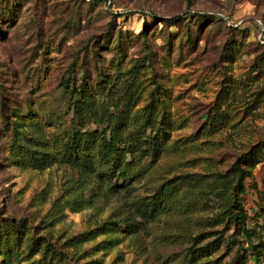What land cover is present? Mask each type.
<instances>
[{"label": "rangeland", "instance_id": "obj_1", "mask_svg": "<svg viewBox=\"0 0 264 264\" xmlns=\"http://www.w3.org/2000/svg\"><path fill=\"white\" fill-rule=\"evenodd\" d=\"M111 2L0 0V264H264V0Z\"/></svg>", "mask_w": 264, "mask_h": 264}, {"label": "trees", "instance_id": "obj_2", "mask_svg": "<svg viewBox=\"0 0 264 264\" xmlns=\"http://www.w3.org/2000/svg\"><path fill=\"white\" fill-rule=\"evenodd\" d=\"M81 3L83 4H99L101 5L103 8L109 10L110 14H112L115 18H120V17H124L126 14L124 13H119L117 12V7L114 6V4L111 2V0H109V5L106 6L104 4V1L105 0H94V1H91V2H84L83 0H79ZM129 14H134V12H131ZM145 14L144 16L145 17H149L151 19H154L157 21V18L158 16L154 15V14H147V13H143ZM178 19L179 18H183L182 17H177ZM184 19H187V17H185ZM132 71L135 73L138 71V67L137 66H132ZM64 87L67 88L68 85L67 83H64ZM84 92V89L82 88V86H75L74 84H72L70 86V90H69V94L70 95H79L81 96L82 98L85 96L83 94ZM75 99V98H74ZM85 101V99L83 100ZM75 105V104H73ZM158 131V130H156ZM132 140H134V142L130 145H126V146H123V147H118L116 145L117 142H119V138L117 137V135L114 133L113 134V131H112V134H110V136L108 138H106L105 136L102 137V139L98 142V148H99V155H100V160L101 162H104V163H111V170L116 169V172L119 173L120 175L121 174H124L123 171H124V167H121V161H120V152L121 150L122 151H126V152H129V153H132V155L138 151L139 153H142V154H147V153H150V156L152 159H154L157 155H158V152H159V149H160V144L158 142V137H157V132H155L154 134L152 135H143L142 138H138L137 136L133 135L132 136ZM86 141L85 139H80V138H77L75 139L74 143L75 144H78L77 147L80 148V150L82 151H86L87 150V147H86ZM81 142V144H80ZM81 145V146H80ZM80 157L79 156H74V161L78 160ZM88 156L87 154H84L82 153V165L83 167L87 168L88 167V162L89 161L88 159ZM81 159V158H80ZM248 161V155L247 154H243L241 156H239L236 161L232 164L231 166V169L233 171V173H235L237 176H238V181H237V185L238 187H242L240 185V179H241V176H242V172H243V169L241 167V164L243 162H247ZM241 163V164H240ZM237 212H236V216L238 215H241V213H239L241 211V208L240 206H237ZM240 218H242L240 216ZM17 226L13 225V224H4V223H0V235H4L7 234V233H13L15 231H17ZM240 232L241 234L244 236L245 238V241L249 244V245H252L253 244V241H252V237H251V234L248 230H246L244 227H241L240 229ZM206 247L207 245H205L204 247H197V248H192L191 249V253H196V255H200V253L203 251V250H206ZM252 253H253V257H254V261L255 262H259V257H258V253L256 252V250L254 249V246L252 248Z\"/></svg>", "mask_w": 264, "mask_h": 264}, {"label": "built area", "instance_id": "obj_3", "mask_svg": "<svg viewBox=\"0 0 264 264\" xmlns=\"http://www.w3.org/2000/svg\"><path fill=\"white\" fill-rule=\"evenodd\" d=\"M84 2H91V1H94V0H83ZM109 0H105L104 1V4L106 5V6H108L109 5Z\"/></svg>", "mask_w": 264, "mask_h": 264}]
</instances>
